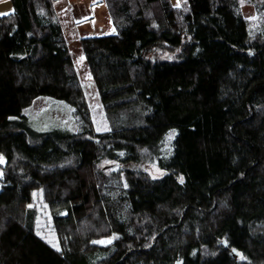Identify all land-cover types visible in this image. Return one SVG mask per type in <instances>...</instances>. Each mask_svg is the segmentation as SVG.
<instances>
[{"label": "trees", "instance_id": "16d2710c", "mask_svg": "<svg viewBox=\"0 0 264 264\" xmlns=\"http://www.w3.org/2000/svg\"><path fill=\"white\" fill-rule=\"evenodd\" d=\"M54 1L0 16V264H264V0H104L111 29L80 39L99 132ZM40 95L77 131L30 141L17 119Z\"/></svg>", "mask_w": 264, "mask_h": 264}, {"label": "rangeland", "instance_id": "374dc122", "mask_svg": "<svg viewBox=\"0 0 264 264\" xmlns=\"http://www.w3.org/2000/svg\"><path fill=\"white\" fill-rule=\"evenodd\" d=\"M178 1L179 0H171L174 5L177 4ZM78 7L79 6L76 5L74 8ZM11 10V0H0V16L9 13ZM244 12L246 14L252 13L249 6L244 7ZM70 47L73 57V65L85 94L94 130L97 132L109 130L113 124V115L110 116V114H108L103 107L96 85L90 74L88 63L83 55L80 43L75 42L72 38L70 41ZM22 114L23 117L21 119H17V121L21 122L22 128L28 130V138L30 141H33L36 133L51 130L73 133L78 129L72 112V106L63 100L55 99L49 96L40 95L35 97L31 103L23 109ZM169 136L173 137L174 132H171ZM3 164L4 158L0 155V185L2 184ZM144 167L152 177L161 176L163 173L162 169H160L155 162L149 163ZM32 205H34L37 210L35 225L36 232L53 247L59 248L50 211L43 201L41 190L33 191ZM103 241L107 242L109 240L103 239Z\"/></svg>", "mask_w": 264, "mask_h": 264}, {"label": "crops", "instance_id": "0c3cea01", "mask_svg": "<svg viewBox=\"0 0 264 264\" xmlns=\"http://www.w3.org/2000/svg\"><path fill=\"white\" fill-rule=\"evenodd\" d=\"M53 7L69 49L72 38L80 43L83 36L111 29L104 0H56Z\"/></svg>", "mask_w": 264, "mask_h": 264}, {"label": "water", "instance_id": "95a60500", "mask_svg": "<svg viewBox=\"0 0 264 264\" xmlns=\"http://www.w3.org/2000/svg\"><path fill=\"white\" fill-rule=\"evenodd\" d=\"M222 243L225 245V242L224 241H222ZM231 254L234 255V256H236V254H237L236 250H234V249L231 250Z\"/></svg>", "mask_w": 264, "mask_h": 264}, {"label": "snow or ice", "instance_id": "6c2138e0", "mask_svg": "<svg viewBox=\"0 0 264 264\" xmlns=\"http://www.w3.org/2000/svg\"><path fill=\"white\" fill-rule=\"evenodd\" d=\"M108 243H110L111 241H107ZM55 246V245H54Z\"/></svg>", "mask_w": 264, "mask_h": 264}]
</instances>
